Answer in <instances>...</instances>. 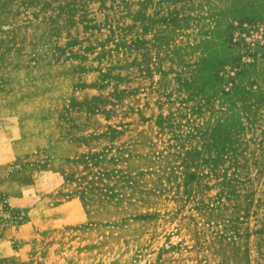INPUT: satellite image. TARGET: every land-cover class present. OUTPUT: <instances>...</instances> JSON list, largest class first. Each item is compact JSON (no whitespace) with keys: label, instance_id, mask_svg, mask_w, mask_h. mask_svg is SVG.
<instances>
[{"label":"rangeland","instance_id":"obj_1","mask_svg":"<svg viewBox=\"0 0 264 264\" xmlns=\"http://www.w3.org/2000/svg\"><path fill=\"white\" fill-rule=\"evenodd\" d=\"M0 264H264V0H0Z\"/></svg>","mask_w":264,"mask_h":264}]
</instances>
